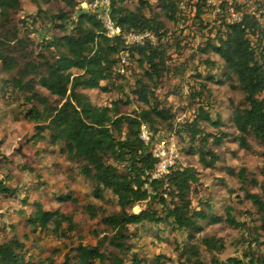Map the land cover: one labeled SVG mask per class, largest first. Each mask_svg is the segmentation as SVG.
Segmentation results:
<instances>
[{
  "label": "trees",
  "instance_id": "obj_1",
  "mask_svg": "<svg viewBox=\"0 0 264 264\" xmlns=\"http://www.w3.org/2000/svg\"><path fill=\"white\" fill-rule=\"evenodd\" d=\"M57 1L71 12L60 10L50 14L42 10L39 0H33L36 13L29 24L36 38L41 33L34 29L39 20L48 21L60 33L49 39L38 38L35 42L30 40L29 34L19 38L12 24L11 15L21 10L20 0H0V27L11 35V39L8 35H0V67L4 72L3 76L0 73V100L4 105H10L4 101L19 94L20 119L33 126L25 143L58 147V152L68 163L75 164L78 174L90 183V198L108 202L106 198L110 197L115 202L117 211L107 216L103 214L101 218V224L110 236L108 245L112 252L108 255L101 252V245L107 238L96 246L78 245L74 249L76 264H145V258L134 251L129 242L131 237L135 238L138 229L146 234L149 232L147 228L165 226L186 234V238L202 234V224L216 226L225 223L239 231L245 229V224H239L232 217L231 208H227L225 217L221 218L213 215L208 203L192 206L191 192L200 182L199 173L190 166L184 167L180 160L167 176L149 180L156 162L149 148L140 141L139 132L145 126L152 139L174 133L198 156L201 167L213 169L218 158L211 148H219L227 135L220 132L223 127L220 115L211 116L208 112L214 109L210 104L212 96L208 84L229 83L230 88L241 95L231 115V123L237 132V146L246 149L247 141L251 139L264 148V19L259 24L246 16L239 25L222 33L218 27L209 29L208 24L203 26V22L188 25L187 20L180 17L175 0H156V5L148 0H136L134 10L128 9L126 0H110L123 32L147 31L157 38L155 47H128L121 38L108 39L92 13L79 8L80 3L89 4L92 0ZM157 9L160 12H156ZM162 18L176 29L170 32ZM20 23L26 28L28 21L23 19ZM50 26L46 27L48 32L52 30ZM178 26L183 27L177 30ZM13 40L15 44L11 47ZM170 50L176 53L190 50L179 69L185 71L189 63L195 64L190 78L198 82L189 87L187 105L193 102L196 109L189 120L186 107L182 113L175 112L162 106L156 98L162 82L180 74L170 66ZM192 50L197 51L192 53ZM122 54L126 55L123 74L117 71ZM219 66L223 80L210 74L213 69H220ZM128 71H132L133 78L128 77ZM39 88L55 101L49 102ZM82 91L114 92L116 99L110 106H97ZM131 100L140 105L138 111L123 113L120 104ZM203 124L215 129V134L206 133ZM15 153L19 156L20 152L17 149ZM179 153L182 154L180 146ZM26 170L34 172L30 168ZM261 176L262 184L253 178L249 183L258 187L264 196V165ZM238 178L240 182H246L244 169L238 172ZM19 191V188H12L6 177L0 181V203L6 205L19 201L21 206L15 215L33 232H49L66 238L74 231L70 217L47 208L42 201L29 206L24 196L18 199ZM244 197L260 215L264 235V201L258 194L244 193ZM53 199L57 203L76 204L71 193ZM25 207L31 209L27 214ZM86 211L91 213L94 208L88 204ZM10 213L0 206V231L5 228L6 221H14ZM212 241L209 238L200 241L208 254L207 259L199 257L197 250L192 249L186 262L264 264V257L258 254L260 249L244 253L242 258H228L221 262L216 252L223 250V245ZM242 242L246 241L243 239ZM163 260L168 261L162 255L153 258L154 264H163ZM0 264L43 262L28 255L24 243L14 232L0 244ZM61 264H70L68 257Z\"/></svg>",
  "mask_w": 264,
  "mask_h": 264
},
{
  "label": "rangeland",
  "instance_id": "obj_2",
  "mask_svg": "<svg viewBox=\"0 0 264 264\" xmlns=\"http://www.w3.org/2000/svg\"><path fill=\"white\" fill-rule=\"evenodd\" d=\"M148 1L153 5L157 4L156 0ZM20 2L21 10L11 15L12 24L16 27L19 38H25L29 34L30 40L36 42L38 38L49 39L53 35H60L59 31L51 27L48 21L39 20L34 29L41 33L36 38L29 24L30 18L36 13L33 0H20ZM135 2L136 0H126V6L129 10H134L137 7ZM39 3L42 10L50 14H56L60 10L71 12L57 0H39ZM84 3L79 5L83 12L88 10L87 6L81 5ZM156 12H160V10L157 9ZM23 19L28 21L26 28L20 23ZM162 21L170 32L176 29L165 18H162ZM48 26L52 29L49 32L46 28ZM182 27L178 26L177 30L182 29ZM193 29L200 34L198 29ZM0 35L6 37L8 33L0 27ZM10 37L11 35H8V39H11ZM14 44L15 41L13 40L10 46L13 47ZM196 51L192 50V53H196ZM36 52L37 50H35V55ZM12 53L17 56L15 49H12ZM189 53L190 50L186 53H176L175 50L168 52L171 68L180 74L172 75L169 80L166 78L156 92V98L165 108L170 107L171 110L182 113V109L186 107V112L189 114L188 120L193 117V112L196 109L193 102L190 106L187 105L190 101L189 87L198 81L190 78L194 73L192 72L195 67L194 63H189L185 71L179 69V64L185 61ZM219 67L220 69H213L210 74H216L218 80H223L222 68ZM203 69L205 68H200L202 71ZM0 73L2 76L4 75L1 67ZM183 73H186L184 77L182 76ZM128 77L133 78L132 71L131 73L128 71ZM38 90L42 95L47 96L49 102L55 101V98L49 96L43 89L39 88ZM208 92L211 93L210 104L214 108L208 112L211 116L215 113L220 115L223 122L220 132L227 137L222 139L219 148H211L218 158V163L210 170L201 167L198 156L191 152L188 146H185L177 137V143L182 148L180 163L184 167H192L199 173L200 177L199 184L193 186L191 192L192 206L195 207L200 202L208 203L213 215L221 218L225 217V210L231 208L232 217L239 224H245L246 227L239 231L225 223L216 226L202 224L204 232L200 235H193L191 238H186V234L180 231H172L165 226L147 228L149 232L146 234L138 229L135 238L131 237L129 242L134 247V251L145 258V264H154L153 258L158 255L168 259V261L163 260V264H190L186 262V259L190 256L189 252L192 249L197 250L199 257L207 259L208 254L200 245L202 238H209L211 241L214 240L212 242L216 245L219 243L223 245V250L216 252V257L221 262H225L228 258H242L244 253L256 249H260L258 254L264 257V235L260 227V215L244 197V193L258 194L264 201L260 189L249 183L251 178L256 180L258 184L263 182L261 169L264 165V148L251 139L247 141L248 147L246 149H241L236 144L237 132L231 123V115L233 106H237L240 102V93L231 89L229 83L223 85L208 84ZM82 93L97 106H110L111 102L116 99L114 92L82 91ZM4 102L11 104L4 105L0 100V181L7 177L12 188L20 189L17 193L18 199L24 196L30 203L29 206L42 201L47 208L58 210L70 217L75 229L72 233L67 234L66 238L63 235L55 236L49 232H33L32 228L24 225L21 218L16 217V210H19L21 203L15 200L6 205L0 203L2 208L11 212L10 215L14 220L6 221L7 224L4 225L6 229H1L0 244L12 237L15 232V235L24 243L28 255L37 262H43V264H61L65 257H68L70 264H76L74 249L78 245L96 246L103 238L107 239L101 245V252L105 255L110 254L112 252L108 245L110 236L101 224V218H103V214L107 216L117 211L114 200L109 197L106 198L108 202H100L90 198V183L78 174L75 164L66 161L58 152V147H50L45 143L26 144L25 141L32 134L33 126L20 119L21 96L17 94L13 99ZM126 102L129 104L125 105ZM138 107L140 105L133 100L124 101L120 104L123 113L138 111ZM202 128L208 134H215L216 132L215 129L206 124H203ZM17 149L20 152L19 156L15 155ZM26 168H30L34 172H28ZM242 169L245 170L247 176L245 183L240 182L238 178V172ZM67 193L72 194L76 204L54 201V196H65ZM88 204L94 208L91 213L86 211ZM23 209L26 214L31 211L29 207ZM136 210L137 208L134 209L135 212H137ZM243 239L246 241L245 243L242 242ZM183 253L185 254L181 256Z\"/></svg>",
  "mask_w": 264,
  "mask_h": 264
},
{
  "label": "built area",
  "instance_id": "obj_3",
  "mask_svg": "<svg viewBox=\"0 0 264 264\" xmlns=\"http://www.w3.org/2000/svg\"><path fill=\"white\" fill-rule=\"evenodd\" d=\"M175 1L180 17L185 18L187 24L203 22V26L208 24L209 29L212 26L218 27L222 33L227 28L239 25L246 16H249L259 24L264 19V0ZM81 5L87 6L108 39L121 38L128 47H155L157 45V38L151 32H137L135 30L128 33L123 32L118 25V14L111 9L110 0H92L89 4L84 3ZM198 11L200 14H198ZM125 65L126 55L122 54L117 70L118 73H124ZM139 139L149 148L151 156L156 162L153 172L149 174V180H157L167 176L180 160L179 146L175 134L158 136L152 139L149 130L142 126L139 132Z\"/></svg>",
  "mask_w": 264,
  "mask_h": 264
}]
</instances>
